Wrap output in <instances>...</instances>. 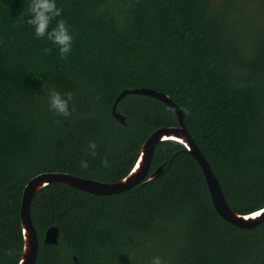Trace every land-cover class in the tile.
I'll list each match as a JSON object with an SVG mask.
<instances>
[{"label":"trees","instance_id":"1","mask_svg":"<svg viewBox=\"0 0 264 264\" xmlns=\"http://www.w3.org/2000/svg\"><path fill=\"white\" fill-rule=\"evenodd\" d=\"M248 1L56 0L74 37L62 59L27 23L30 0H0V264L22 258L21 201L31 178L62 172L117 182L155 130L178 126L165 103L134 94L118 103L126 123L117 121L112 108L124 89L169 95L230 207L249 214L264 206V0H256V16L244 13ZM52 88L75 94L71 117L50 111ZM90 141L95 157L86 155ZM185 150L160 142L150 172L164 166L161 176L123 193L42 188L31 204L36 264H75L74 256L79 264H151L156 256L167 264H264V222L244 230L225 221ZM51 227L57 245L44 242Z\"/></svg>","mask_w":264,"mask_h":264},{"label":"water","instance_id":"2","mask_svg":"<svg viewBox=\"0 0 264 264\" xmlns=\"http://www.w3.org/2000/svg\"><path fill=\"white\" fill-rule=\"evenodd\" d=\"M143 95L154 98L169 106L177 116L178 126L161 127L155 130L145 141L134 167L123 179L110 183L96 179H88L62 172H44L31 178L24 187L21 201L20 219L24 238V247L21 260L23 264H36L39 252V238L36 226L31 216V204L35 195L44 187L53 184L65 185L86 192L90 195L107 196L131 190L139 184L151 182L161 176L164 166H160L153 173L150 172L152 160L157 145L162 141L173 140L185 145L186 152L192 155L199 163L216 212L228 223L239 229L252 230L264 222V206L249 214L235 212L229 205L221 183L213 172L211 165L206 160L194 137L185 125L183 110L169 95L151 88L124 89L114 102L112 113L117 121L126 123V116L117 111L118 103L127 95ZM259 213V215H257ZM59 239L58 227H51L45 235L44 242L57 245ZM74 263L79 260L74 256Z\"/></svg>","mask_w":264,"mask_h":264},{"label":"clouds","instance_id":"3","mask_svg":"<svg viewBox=\"0 0 264 264\" xmlns=\"http://www.w3.org/2000/svg\"><path fill=\"white\" fill-rule=\"evenodd\" d=\"M62 15L63 9L57 6L56 0H30L28 16L31 18H28L27 23L34 28L36 38L43 39L46 37L48 41L57 46L60 57L67 59L72 51L74 37L71 34L68 22L61 18ZM53 20H56V25L49 31ZM44 51L46 54H51L52 49L46 48ZM47 99L50 111L55 112L59 116L69 118L76 111L73 103L75 94L72 92L61 93L52 88L47 92ZM96 149L97 144L90 141L87 145L86 155L95 157L97 155ZM102 166L105 168L110 166L107 157L102 160ZM80 167L87 170L89 168L88 160L82 159ZM7 255L13 256L14 252L9 250ZM18 264H23V260H19ZM151 264H167V262L156 256L152 258Z\"/></svg>","mask_w":264,"mask_h":264},{"label":"rangeland","instance_id":"4","mask_svg":"<svg viewBox=\"0 0 264 264\" xmlns=\"http://www.w3.org/2000/svg\"><path fill=\"white\" fill-rule=\"evenodd\" d=\"M222 0H219V2ZM246 10H244V13L248 16H256L258 14V11L260 12L262 9V5L256 1V0H249L245 4Z\"/></svg>","mask_w":264,"mask_h":264},{"label":"snow or ice","instance_id":"5","mask_svg":"<svg viewBox=\"0 0 264 264\" xmlns=\"http://www.w3.org/2000/svg\"><path fill=\"white\" fill-rule=\"evenodd\" d=\"M257 215H259V213H257Z\"/></svg>","mask_w":264,"mask_h":264}]
</instances>
